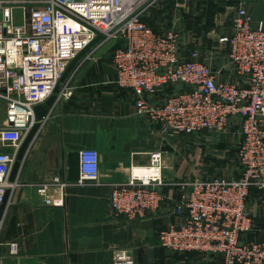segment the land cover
<instances>
[{"label":"built area","instance_id":"obj_1","mask_svg":"<svg viewBox=\"0 0 264 264\" xmlns=\"http://www.w3.org/2000/svg\"><path fill=\"white\" fill-rule=\"evenodd\" d=\"M167 1L0 0V100L5 110L0 141L13 149L0 150V208L6 191L17 184L9 178L11 167L35 122L34 106L52 93L69 61L101 35L96 44L115 42L110 51L114 81L134 91L139 114L175 134L222 132L232 120L238 123V173L179 182L176 212L183 219L159 231V244L171 252L215 254L219 264H264V241L242 238L253 228L246 212L250 189L264 188V23L254 22L243 5L235 9L230 30L217 38L227 47L235 79L219 80L197 49L181 54L178 27L157 31L143 19ZM174 4L179 7L182 1ZM17 8L21 21L15 18ZM170 87L162 101L153 98ZM78 157V182L98 180V151L82 148ZM162 183L161 151L153 150L148 164L132 167L126 180L112 184L110 205L127 219L154 212L163 200ZM45 190L46 184L37 186L39 194ZM2 226L0 216V231ZM18 250L16 241L9 242L11 254ZM113 264H134L131 247L116 246Z\"/></svg>","mask_w":264,"mask_h":264},{"label":"crops","instance_id":"obj_2","mask_svg":"<svg viewBox=\"0 0 264 264\" xmlns=\"http://www.w3.org/2000/svg\"><path fill=\"white\" fill-rule=\"evenodd\" d=\"M181 1L179 7L175 0L159 4L143 18L157 31L178 27L184 57L197 49L215 67L217 79L234 80L227 47L217 38L230 30L231 15L239 5L254 22L264 23V0ZM109 42L86 52L61 83L60 94L41 121L14 179L17 184L7 191L3 204L0 259L4 264H113V249L124 246L131 247L134 264H219L215 254L171 252L159 244V231L183 219L176 212L179 182L197 175L203 158L197 147H189V133L167 131L160 122L137 112L134 91L114 81L110 48L115 42ZM171 90L153 98L162 101ZM2 104L0 100V127L5 123ZM228 130L221 138H233L236 132L239 143L235 120ZM82 148L98 151L96 181L78 182ZM1 149L13 150L0 141ZM153 150L161 151L159 208L133 219L115 214L109 200L112 184L126 180L132 167L148 164ZM210 164L204 165L210 168ZM238 167L224 175L236 176ZM40 184H46L45 195L37 191ZM246 212L253 228L242 238L264 241V188L250 189ZM11 241L19 245L16 254L9 252Z\"/></svg>","mask_w":264,"mask_h":264},{"label":"rangeland","instance_id":"obj_3","mask_svg":"<svg viewBox=\"0 0 264 264\" xmlns=\"http://www.w3.org/2000/svg\"><path fill=\"white\" fill-rule=\"evenodd\" d=\"M15 18L17 21L22 20L21 9L17 8L15 10ZM112 47L110 49H112ZM2 105L4 106V104ZM228 129L222 132H198L186 134L189 137H193V139L192 137L189 138L190 140L188 142L191 144V146L189 144V147H192L193 150L194 147H197V152L200 151L201 158H203L202 160H199V169L196 171L197 175H195V177L205 178L215 174L224 175V172L237 170L238 162L235 154L236 146L238 145L237 133L235 132V137L233 138H221L222 135L229 131ZM210 162L212 163L210 164V168L208 165H204Z\"/></svg>","mask_w":264,"mask_h":264},{"label":"water","instance_id":"obj_4","mask_svg":"<svg viewBox=\"0 0 264 264\" xmlns=\"http://www.w3.org/2000/svg\"><path fill=\"white\" fill-rule=\"evenodd\" d=\"M100 38H101V35H97L69 61L66 68L62 72L61 77L59 78L58 82L54 86L52 93L43 102L34 106L35 122L30 127V129L26 133L25 137L23 138L21 144L19 145L17 149L15 160L11 167V172H10V177H9L10 180H14L16 178L18 170L24 159L25 153L28 150L36 132L38 131L41 121L48 114L49 109L51 108L53 103L56 101L58 95L61 92V87H60L61 83L64 82V80L66 79L70 71L74 68V66L82 59V57L86 54V52L93 45H95L96 42H98ZM166 149H169V148H167L166 146ZM6 196H7V191H6ZM3 204L1 205V208H0V215L2 212Z\"/></svg>","mask_w":264,"mask_h":264},{"label":"bare ground","instance_id":"obj_5","mask_svg":"<svg viewBox=\"0 0 264 264\" xmlns=\"http://www.w3.org/2000/svg\"><path fill=\"white\" fill-rule=\"evenodd\" d=\"M137 172L139 173V172H141V171L137 169V170H136V173H137Z\"/></svg>","mask_w":264,"mask_h":264},{"label":"trees","instance_id":"obj_6","mask_svg":"<svg viewBox=\"0 0 264 264\" xmlns=\"http://www.w3.org/2000/svg\"><path fill=\"white\" fill-rule=\"evenodd\" d=\"M144 19V18H143ZM166 90V89H165ZM167 91H168V88H167Z\"/></svg>","mask_w":264,"mask_h":264}]
</instances>
